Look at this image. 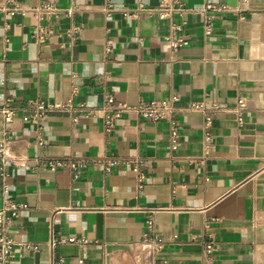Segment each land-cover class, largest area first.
Returning <instances> with one entry per match:
<instances>
[{
    "label": "crops",
    "instance_id": "obj_1",
    "mask_svg": "<svg viewBox=\"0 0 264 264\" xmlns=\"http://www.w3.org/2000/svg\"><path fill=\"white\" fill-rule=\"evenodd\" d=\"M179 1L186 11L166 14L163 0H59L64 12L41 21L54 31L41 41L32 12H9L39 0H0V106L14 111L9 124L0 113V143L10 138L7 152L26 158L0 161V208L26 207L5 264H202L210 241L214 264H264V0ZM208 2L229 10L212 12L209 35ZM178 37L187 44L174 50ZM107 94L129 104L178 94L176 146L167 120L129 113L106 131ZM36 100L71 109L36 121ZM80 104L95 116L74 122ZM38 155L121 163H91L73 180L39 166ZM151 215L158 252L143 241ZM52 235L88 241L51 252Z\"/></svg>",
    "mask_w": 264,
    "mask_h": 264
},
{
    "label": "built area",
    "instance_id": "obj_2",
    "mask_svg": "<svg viewBox=\"0 0 264 264\" xmlns=\"http://www.w3.org/2000/svg\"><path fill=\"white\" fill-rule=\"evenodd\" d=\"M164 3H171L172 6L168 8H164V13L168 14L170 11H176L179 13H183L186 11L179 0H163ZM244 3L248 2V0H242ZM106 10L110 11L112 9V4L108 3L106 6ZM137 10H143V6L140 5ZM23 12L30 11L32 12L36 18L39 20V24L36 26L35 36L38 40H45L47 35L53 34V28L48 27L41 23L44 19L56 20L64 10L59 7V0H39V4L33 8L24 9L18 8L17 6L13 9H10V13L14 12ZM67 14H72L74 9L65 10ZM214 11H229L225 6L216 5L213 2H208L204 8L205 12V29L206 34H212L213 27L211 25V20L213 18L212 12ZM79 27H75L69 32H67V36L72 40L77 38V31ZM182 30V25H175L173 31ZM187 44V40L183 37H178L174 40V50H178L179 48L185 46ZM108 44V49H109ZM180 101V97L178 94H171L165 98L161 99H151V100H138L135 104H129L126 101H119L114 98L113 95L107 94L105 103L101 108L102 112V123L106 131L110 132L116 126V123L119 119L123 118L125 115L129 113H134L137 116L155 123L159 124L165 120L169 121L170 124V137L174 146H176L178 139L181 133V124L174 117V114L177 110V105ZM35 113L32 118L36 121H40L46 118L48 112L52 110H70L71 106L62 103H48L43 101H34L32 102ZM247 102L244 99H240L236 106V112L238 114V119L240 123H243L245 110L247 109ZM77 113L72 117L74 122L80 120V118H90L95 116L96 110L92 106H88L86 104H80L75 108ZM191 110H202L203 105L199 103H192L189 106ZM0 113L3 115L4 122L9 124L14 119V111L9 106H0ZM209 138V137H208ZM11 142L10 138L5 139L2 143H0V161L11 160L14 163L25 161V157L17 156L16 154H12L7 152V146ZM43 144L42 140L39 142ZM36 160L39 166L45 167L51 171H57L59 169L66 170L70 174L73 180L78 179L83 170L89 165H103L105 170L110 171L112 166L121 163L120 160H111V159H94V160H86L76 157L70 158H45L41 155L36 156ZM17 164V163H16ZM140 185L139 188H143V179L144 176H139ZM26 208L23 204H18L16 202L7 201L5 205L0 208V264H5L8 260H10L14 256V247L16 242L12 237V227L14 220L19 216L20 212ZM155 218L153 215L150 216L148 220V234L144 236L143 241L145 244L151 245L155 252L161 250L164 245L162 239L155 236ZM88 240L85 237L78 236H55L52 235L48 245L51 252H53L54 248L60 244H82L86 243ZM24 246H28V244H24ZM203 258L202 264H214V251L215 246L213 242H204L203 243ZM33 250L37 251L38 246L34 245ZM62 261V260H61ZM55 262L54 264H62V262ZM53 262V260H52Z\"/></svg>",
    "mask_w": 264,
    "mask_h": 264
}]
</instances>
